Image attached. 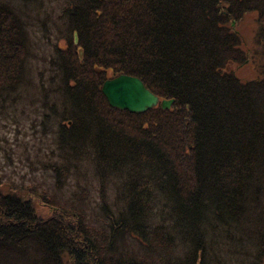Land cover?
<instances>
[{
	"label": "trees",
	"instance_id": "obj_1",
	"mask_svg": "<svg viewBox=\"0 0 264 264\" xmlns=\"http://www.w3.org/2000/svg\"><path fill=\"white\" fill-rule=\"evenodd\" d=\"M48 1L0 0V113L28 95L55 144L31 164L52 185L0 173V264H264V0ZM36 28L53 49L40 82ZM120 74L174 103L111 106Z\"/></svg>",
	"mask_w": 264,
	"mask_h": 264
},
{
	"label": "rangeland",
	"instance_id": "obj_2",
	"mask_svg": "<svg viewBox=\"0 0 264 264\" xmlns=\"http://www.w3.org/2000/svg\"><path fill=\"white\" fill-rule=\"evenodd\" d=\"M46 3L48 4L49 1L46 0ZM257 26V13L255 12L245 14L237 26L245 37L244 48L255 46L254 36ZM53 30L55 31L54 28ZM32 33L34 47L29 62L31 79L36 82L39 80L40 71L45 70L49 65L46 56H49L53 49L42 37V32L38 28L32 30ZM61 43L63 45V41ZM258 64H260L259 61H250L237 68V74L243 80L257 77L260 74ZM230 68H235L234 64H231ZM28 98L27 95L13 105L7 106L4 112L0 113V173L7 180L47 187L54 182L50 172L42 166L33 172L34 168L31 167V164L34 162L36 165H41L40 161L47 160V155L51 153L50 150L52 147L55 148L52 139L54 134L50 132L46 136L42 135L40 114L32 106L33 103L29 104ZM75 178L76 176L65 179L64 187L59 191L60 196L68 198L77 191V179ZM109 192L113 194V187L109 188ZM99 193L96 186L90 185L85 194L86 202L83 200L84 204L87 206L88 202V208L92 209L95 197L100 195Z\"/></svg>",
	"mask_w": 264,
	"mask_h": 264
},
{
	"label": "water",
	"instance_id": "obj_3",
	"mask_svg": "<svg viewBox=\"0 0 264 264\" xmlns=\"http://www.w3.org/2000/svg\"><path fill=\"white\" fill-rule=\"evenodd\" d=\"M102 91L111 106L134 113L145 112L158 104L164 109H169L175 101L174 98L161 99L140 77L130 74L106 79Z\"/></svg>",
	"mask_w": 264,
	"mask_h": 264
}]
</instances>
